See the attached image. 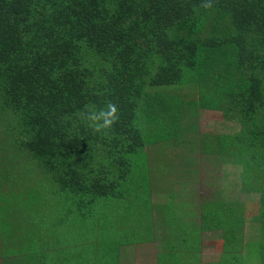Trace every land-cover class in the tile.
<instances>
[{"label": "trees", "instance_id": "16d2710c", "mask_svg": "<svg viewBox=\"0 0 264 264\" xmlns=\"http://www.w3.org/2000/svg\"><path fill=\"white\" fill-rule=\"evenodd\" d=\"M200 5L0 0V128L12 145L0 147V155L29 152L57 184L56 195L73 201L82 219L103 200L135 213L138 199L130 190L139 189L131 184L140 172H133L131 160L145 147L172 135L188 154L192 147H216L213 152L244 166L243 191L261 196L249 241L248 221L239 220L245 210L235 202V227L227 229L232 254L226 257L234 264H264V0H214L211 10ZM109 100L119 109V123L107 136L93 135L79 114ZM201 111L223 112L240 121L241 131L208 135V144L197 129ZM28 183L8 184L17 206L5 217L21 213L22 192L40 195ZM20 215L43 241L40 222ZM63 216L54 213L59 229L52 238L93 254L97 239L65 230ZM126 226L122 222L118 231L123 237ZM244 243H251L249 255Z\"/></svg>", "mask_w": 264, "mask_h": 264}, {"label": "crops", "instance_id": "0c3cea01", "mask_svg": "<svg viewBox=\"0 0 264 264\" xmlns=\"http://www.w3.org/2000/svg\"><path fill=\"white\" fill-rule=\"evenodd\" d=\"M213 150V147H196L192 155L181 147H145L141 153L133 154V172H138L137 158L145 159L141 163L140 177L130 183L134 186L138 183L139 188L130 190L136 191L131 199H138L133 215L122 212L119 203L103 200L99 208L95 206L89 215H82V219L75 221L74 216L79 214L72 210L61 218L65 230L78 226L97 239L99 248L90 255L59 245L56 238H52L53 234L49 236L50 242L42 243L41 237L20 220L21 213L9 221L3 215L8 209L3 210L0 214V264H206L205 260L212 259L215 261L207 264H234L226 257L232 254L231 250L229 252L232 233L229 237L227 224H218L216 217L221 208L226 215L225 222L228 214L233 221L234 202L229 204L226 195L223 196L226 189L210 185L201 175L203 162L214 156ZM216 164L211 162V165ZM228 164L232 165L233 161ZM0 191L10 193V188L7 184L0 185ZM55 220L53 231L57 232ZM122 222L127 225L126 237L118 233ZM184 229L188 235L181 241L183 248H180L176 245V235ZM91 232H95L94 235ZM148 245L147 250L135 255L138 247ZM150 247L156 252L149 251Z\"/></svg>", "mask_w": 264, "mask_h": 264}, {"label": "rangeland", "instance_id": "374dc122", "mask_svg": "<svg viewBox=\"0 0 264 264\" xmlns=\"http://www.w3.org/2000/svg\"><path fill=\"white\" fill-rule=\"evenodd\" d=\"M197 129L198 132H200L203 135H206V142H210V137L213 135L218 134H228V133H237L241 131L242 125L239 120L228 118L227 115L223 112H213V111H201L198 112L197 116ZM0 128V147H12L10 143H6L5 139L1 138V132H3V129ZM180 132V128H179ZM209 135V136H208ZM173 136V140L168 141L165 143V141L160 146H151V147H182L180 143V139L175 135ZM153 141H156L155 138H153ZM5 142V144H4ZM195 151V147H192ZM216 147H213L215 150ZM143 150V149H142ZM213 150V151H214ZM141 153V150L139 151ZM7 158L4 154H1L3 158H0V185L5 184H18L22 182H29L30 186L34 185L35 188L39 189L40 195L38 194H31L24 196L25 193H21L19 198H23L21 201V205L19 206V210L21 211V214L23 216V219H28L31 221H39L38 227L42 231L43 235V241L42 243H45V241H48L49 235L51 232H53L54 227V213H56L59 217L61 215H64L67 211H74L77 212V205H72L73 201H68L69 199L66 197L62 200V198L58 197L56 195L57 184L54 182V180L47 176L46 173L40 171L39 169V163L40 161L33 158L35 161L33 162L30 159L29 152L25 153H5ZM21 154V155H19ZM214 156H210V159H207L203 162V166L201 169V175L202 179L205 180V182H208L209 184H216L221 189H226L225 193H223V196L226 195L227 201L230 204V202H234V207L237 205L242 210H245L242 214H240L239 220H245L248 221V225L246 227L245 231V240L249 241L252 237V235L256 234L255 230V222H251L256 217L258 211V202L261 201L260 194H248L243 188V180L242 176L243 172L245 173L244 166L235 164V161L233 158H229V156H221L220 154H217L213 152ZM13 155V156H9ZM18 155V156H15ZM195 155V154H194ZM24 156V158H22ZM139 160L138 162V172H141V163L145 161L142 156L137 158ZM233 161V164H228L229 162ZM211 162L217 163L216 166L211 165ZM9 165V168L7 165ZM247 179L250 175V172L247 174ZM10 176V177H6ZM251 177V175H250ZM210 184V185H212ZM220 191V190H219ZM25 197V198H24ZM232 197V198H231ZM18 200V198L16 199ZM236 202V205H235ZM101 202L96 204V207L99 208ZM0 214L1 212L7 208L8 213L17 205H15L14 198H11L10 193L0 191ZM40 207L37 208V207ZM238 208V207H237ZM183 210H186L184 207ZM235 211V209H234ZM5 215V214H3ZM51 215H53V220ZM215 216V215H213ZM225 214L221 208H218L216 217H217V223L220 225L227 224V228H231L234 222L235 227V221L233 218V221L230 220V217H228L227 223L225 222ZM219 217V218H218ZM10 219V218H9ZM75 221L79 219V216H74ZM250 220V221H249ZM10 221V220H9ZM41 221H44L45 223H41ZM33 226V225H32ZM31 226V227H32ZM75 231H78L79 233H83L85 236L88 234V230L82 231L81 227L75 226ZM65 231V230H64ZM48 233V234H47ZM94 235V234H92ZM188 235L186 232V229L178 232V240L176 245H178L180 248H183L182 240ZM88 238H92L91 234L87 235ZM261 237V236H260ZM93 239V238H92ZM248 244H243V250L244 252L249 255L252 247ZM148 246L144 247H138L139 252L135 253V255H139L141 252L147 250ZM261 247V246H260ZM149 251L156 252V249L150 247ZM136 252V251H135ZM215 260H205V263H211Z\"/></svg>", "mask_w": 264, "mask_h": 264}, {"label": "clouds", "instance_id": "9594fccd", "mask_svg": "<svg viewBox=\"0 0 264 264\" xmlns=\"http://www.w3.org/2000/svg\"><path fill=\"white\" fill-rule=\"evenodd\" d=\"M200 6L205 10H211L214 7V0H201ZM79 115L86 122L87 128L92 131L93 135H109L120 120L119 109L110 100L105 101L102 107L95 104H88ZM64 119L67 120L70 117L66 116Z\"/></svg>", "mask_w": 264, "mask_h": 264}]
</instances>
